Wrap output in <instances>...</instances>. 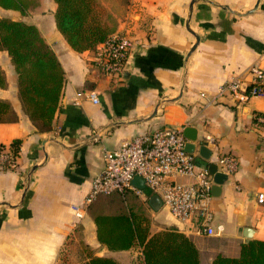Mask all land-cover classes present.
Returning a JSON list of instances; mask_svg holds the SVG:
<instances>
[{
    "label": "crops",
    "instance_id": "crops-1",
    "mask_svg": "<svg viewBox=\"0 0 264 264\" xmlns=\"http://www.w3.org/2000/svg\"><path fill=\"white\" fill-rule=\"evenodd\" d=\"M99 1L117 19L116 31L133 39L119 79L96 66L95 50L78 52L70 46L56 26L54 0H40L33 10L39 13L25 20L39 28L64 70L50 131L40 132L25 112L14 64L6 50L0 51V59H8L6 65L0 60L7 79L0 99L10 103L17 117L0 122V143L21 141L18 168L0 172V264H82L93 257L144 264V244L137 240L128 249L110 248L98 239L89 212L78 218L72 206L84 203L103 169L105 149L168 126L196 129L197 169L228 154L238 168L210 199L214 224L224 226L217 235L200 231L197 217L181 221L162 205L154 208L150 198L155 194L147 187L141 195L128 190V208L149 226L146 241L172 230L194 243L199 264H211L218 254L239 255L248 239L264 240V203L258 201L264 193V128L254 119L255 113L264 114V97L233 94L212 100L233 76L248 83L250 67L264 68V0ZM81 90L95 91L99 102L75 104ZM204 142L212 152L208 160L199 154ZM166 236L161 233L154 242V257L160 264H176L170 251L183 237L172 235V244L162 250ZM183 257L189 262L190 252L185 250Z\"/></svg>",
    "mask_w": 264,
    "mask_h": 264
},
{
    "label": "trees",
    "instance_id": "trees-1",
    "mask_svg": "<svg viewBox=\"0 0 264 264\" xmlns=\"http://www.w3.org/2000/svg\"><path fill=\"white\" fill-rule=\"evenodd\" d=\"M57 7L55 21L58 30L70 46L78 51L94 50L116 31L117 19L99 0H54ZM129 0H122L126 5ZM40 0H0V7L19 11L23 15L35 10ZM6 50L18 76L19 97L25 112L40 132L50 131L64 85L62 65L52 47L46 42L39 28L25 20L0 17V51ZM7 86L5 71L0 65V88ZM262 114V113H257ZM17 117L9 102L0 99V122ZM20 139L11 146L19 154ZM127 192L112 191L98 194L87 206V211L97 225L98 239L113 249H128L135 241L144 244V264H160L154 257V242L167 235L160 248L167 250L172 244V230H164L146 241L149 226L146 219L128 208ZM145 223V224H144ZM191 260L185 262L184 251ZM160 252V251H157ZM172 254L176 264H199L198 250L194 243L183 237L174 245ZM82 264H118L111 258L93 257ZM211 264H264V240L248 239L241 243L237 256L218 254Z\"/></svg>",
    "mask_w": 264,
    "mask_h": 264
},
{
    "label": "built area",
    "instance_id": "built-area-1",
    "mask_svg": "<svg viewBox=\"0 0 264 264\" xmlns=\"http://www.w3.org/2000/svg\"><path fill=\"white\" fill-rule=\"evenodd\" d=\"M133 46V39L124 31H115L95 50L94 63L105 74L119 79L123 76L126 63ZM249 82L244 77L235 75L222 83L213 101L233 94L264 97V68L250 67L247 72ZM82 99L99 102L95 91L76 92L74 103ZM256 126L264 128V114H254ZM183 127H161L152 132L133 136L123 141L118 148L103 151L104 166L93 179L90 192L82 205L72 208L78 218H83L88 204L100 193L112 191L127 192L133 190L141 195L143 189L135 186V176L143 178L145 186L161 199L174 217L181 221H190L194 217L200 220V231L208 235L223 232L222 224H214V215L210 209L212 198L213 175L208 166L196 167V154L186 149L188 139L183 134ZM217 170L227 175L238 168L237 159L228 154L218 158ZM18 153L11 145L0 143V172L14 171L18 168ZM177 176H190L192 182L183 183ZM258 201L264 203V193L258 194Z\"/></svg>",
    "mask_w": 264,
    "mask_h": 264
},
{
    "label": "water",
    "instance_id": "water-1",
    "mask_svg": "<svg viewBox=\"0 0 264 264\" xmlns=\"http://www.w3.org/2000/svg\"><path fill=\"white\" fill-rule=\"evenodd\" d=\"M195 46H193L194 49ZM183 134L185 135V137L190 141L187 143L186 145V149L190 152H193L196 148V145L194 144L197 141V132L196 129L192 126H185L183 129ZM211 151L207 148V142H204L203 144L199 145V154L205 158L206 160H208L211 156ZM208 169L210 171V173L213 175V180H214V184L212 187V194L213 195H219V194H215L220 193L222 185L224 184V182L226 181V179L228 178V175L223 173V172H219L217 170V165L213 162L208 164ZM132 183L142 189H145V183L143 178H141L140 176H135L134 179L132 180ZM150 203L151 205L158 209L160 208V206L162 205L161 199L159 198L158 195H153L150 198ZM250 230H253L252 228H246V231L252 232ZM246 236L248 238L253 236V233H246Z\"/></svg>",
    "mask_w": 264,
    "mask_h": 264
},
{
    "label": "rangeland",
    "instance_id": "rangeland-1",
    "mask_svg": "<svg viewBox=\"0 0 264 264\" xmlns=\"http://www.w3.org/2000/svg\"><path fill=\"white\" fill-rule=\"evenodd\" d=\"M108 1V0H106ZM122 0H115L116 3H121ZM39 13V12H29L27 13L26 15H23L22 13H20L19 11H6V9L0 7V17H3V16H7V17H11L13 19H17V20H31V17H33L35 14ZM3 64L6 65V62L4 60H8L7 57H1V59Z\"/></svg>",
    "mask_w": 264,
    "mask_h": 264
}]
</instances>
